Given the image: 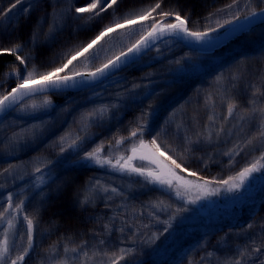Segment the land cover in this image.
<instances>
[{
    "label": "snow or ice",
    "instance_id": "snow-or-ice-1",
    "mask_svg": "<svg viewBox=\"0 0 264 264\" xmlns=\"http://www.w3.org/2000/svg\"><path fill=\"white\" fill-rule=\"evenodd\" d=\"M199 3L202 11L193 0H27V6L25 0H0V58L14 57L0 81V124L12 130L0 141V264H143L140 255L152 256L153 264H180L156 257L171 251L192 206L221 193L243 204L245 193L264 188V70L249 79V64L264 63V28L259 58L242 56L218 72L202 105L197 89L191 115L184 105L169 111L161 102L169 87L200 71L201 59L264 26V0H230L211 9L207 0ZM34 12L24 38L21 18ZM97 24L87 40L58 44L66 31H93ZM174 46L188 51L169 58ZM154 64L162 71L143 72ZM135 72L142 75L129 80ZM162 75L171 79L158 82ZM241 84L244 103L234 94ZM56 96L65 98L63 104L54 103ZM137 110L124 124V114ZM25 118L36 122L18 123ZM39 144L54 154H42ZM26 148L37 154L17 159ZM241 157L246 163L226 177L203 174L225 158L234 168ZM89 168L105 170L108 182L82 181ZM113 175L122 183L113 186ZM143 189L161 196L137 204ZM100 203L104 210L97 212ZM57 206L64 207L44 222ZM90 210L87 219L95 227L80 231L78 242L69 230L38 251L45 236L64 226L57 215L75 220L72 212ZM255 215L217 241L223 255L205 250L198 264H264V218L257 222Z\"/></svg>",
    "mask_w": 264,
    "mask_h": 264
},
{
    "label": "trees",
    "instance_id": "trees-1",
    "mask_svg": "<svg viewBox=\"0 0 264 264\" xmlns=\"http://www.w3.org/2000/svg\"><path fill=\"white\" fill-rule=\"evenodd\" d=\"M228 2H230V0H207V7L210 9L213 7H221ZM3 3L5 4V1H3ZM193 3L196 4V11H202L199 0H193ZM24 6H27V2L24 4ZM37 15L38 13L34 12L32 13L31 18L28 20H24L23 17L21 18L18 32L22 37L27 38L31 25L34 23ZM104 22H107V18ZM101 26L102 25L98 24L92 25L91 27L93 31L85 30L79 32L78 34H70L68 31H66L58 38V44L64 41L79 42L87 40L94 34V31L98 30ZM262 28H264V26L256 28L250 36L241 37L239 40H235L228 44V46H225V48L219 50L215 54L214 58L205 57L201 59L199 61L200 71L194 72L193 74L187 76L182 82L173 84L171 87H169L167 94L161 97V102L165 105H170L168 108L169 111H171L172 108H179L181 105H184L189 115H191L192 108L198 103L196 94L197 89L201 90L199 95V103L202 105L204 101V91L211 90L213 88V79L218 72L227 69L229 64H232L236 59H239L242 56L259 58L262 47V41L260 39V31ZM57 49L58 45L51 49H46L45 54L51 56ZM187 51V48L174 46L173 53L168 55L169 58H173V56L183 55V53ZM12 62H14V57L0 58V81L3 80V73L8 70L7 65ZM162 64H167V61H162ZM222 65L223 68L221 67ZM153 70L162 71L161 64H154L151 68L143 69V72ZM262 70H264V63H261L259 59L252 61L249 64V79H254L260 74ZM133 75L139 76L142 75V72H135L132 75H129L128 79L131 80ZM156 79L158 82H163L166 79H171V77L162 75L156 77ZM9 84L14 86V81H10ZM157 91H160V89L157 88ZM242 91L243 84L240 85V88L234 94L238 96V99L241 101V103H244L246 101V95L242 94ZM71 95L76 96L77 99H81V97L76 93H71ZM64 99L65 98L63 96L53 97L54 103L57 105L63 104ZM145 103L147 102L145 101ZM224 110H226V106ZM57 111H59V109H57ZM137 114L138 112H127L124 114L123 123L126 124L128 120H131L133 116ZM164 115H166V113H161V119ZM200 118L202 121L206 120V115L204 114L203 109H201ZM45 119H48V117H45ZM72 119V116H67L69 124L72 123ZM25 121L28 123L36 122L28 118H25ZM2 126L3 125L0 124V129ZM67 127L68 125H64L65 129ZM73 127H75V125H73ZM15 130L19 131V129ZM11 131L9 132V135L11 134ZM60 131H63V129H60ZM3 139L4 138H0V141ZM35 148L44 155L54 154L52 153L51 149L45 148L44 144L36 145ZM2 150L3 144L0 143V151ZM36 154V151H33L32 148H26L18 153L17 159L27 160L29 157ZM248 159H250V157ZM8 162L16 161L9 158ZM4 163V159L0 157V167L4 166ZM245 163V158H237L235 167L229 169L227 167V160L225 158L223 165L212 164L208 169L204 170L203 174L208 177L220 175L226 177L228 174H230V172L238 171L239 168ZM200 167H202V165H200ZM101 172H104V174L101 175ZM83 173L84 171L81 172L82 181L87 180L90 177H97L101 179L102 182H105L107 179L106 177L108 176L106 171L99 170L97 168H95L93 172L89 173L92 176H87L86 172L84 174ZM2 181L3 177H0V182ZM230 195L231 194L221 193L219 196L211 197L209 200L202 201L200 204L192 206L194 211L189 212L191 213L190 215L185 213L189 215L187 217L189 221L178 228L175 241L171 245V251L166 257H156V259H164L169 262L180 261V264H188L190 254L193 264H198L200 257L204 255L205 250H218L220 254L223 255L224 249H216L215 246L217 245V241L224 235V233L228 232L229 228L238 230L239 228L243 227L246 221H249L250 218H253V212L256 213L254 219L257 222L264 218V188H261L260 185H256L249 193H245L247 199L243 204L234 205L229 199ZM0 199H2V197H0ZM65 204H67V201H65ZM62 207L64 206L50 208L46 214H44L43 221H48L49 216L52 217L50 214L53 215L54 213H59ZM71 216H74V212L71 213ZM56 219H58V221L64 226L52 232L50 236H45L41 243V247L43 244L49 245L57 241L60 237H57L56 234L58 235V233H60L61 229L64 227L74 230V238L79 241L81 238L80 235L76 236L77 230L80 229V223L78 219L74 221L67 213L64 215H57ZM43 226L44 223L42 222V227ZM205 241H207L206 249L203 247ZM37 242L40 243L39 236H37ZM229 243H231V241H229ZM39 250L40 249H38V251ZM213 259L214 258H209L210 261ZM143 264H153V257L150 255L145 256Z\"/></svg>",
    "mask_w": 264,
    "mask_h": 264
},
{
    "label": "rangeland",
    "instance_id": "rangeland-1",
    "mask_svg": "<svg viewBox=\"0 0 264 264\" xmlns=\"http://www.w3.org/2000/svg\"><path fill=\"white\" fill-rule=\"evenodd\" d=\"M3 1H5V4L8 3V0H3ZM26 2H27V0H25V3H26ZM18 7H19V6H18ZM260 27H262V26H260ZM218 51H219V50H218ZM218 51H217V52H218ZM136 112H138V110H137ZM132 113H133V112H132ZM18 123H23V124H25V126H26L27 124H30V123H28V122H26V121H23V122H22V121H18ZM2 125H3V124H2ZM17 129H18V128H17ZM10 131H11V129H5V127H4V125H3V126L1 127V129H0V138H5L7 135H9V132H10ZM94 169H95V168H89L88 170L84 171V173L86 172V175H87V176H92V175H90L89 173L93 172ZM97 169H99V168H97ZM99 170H103V169H99ZM103 171H105V170H103ZM99 172H100V171H99ZM84 173H83V174H84ZM101 173H102L101 175L104 174V172H101ZM113 177H114V178H113ZM106 178H107V179H106L105 182H108L109 177L107 176ZM111 179L114 181L113 186H116V185H119V184L122 183L121 179H120L118 176H112ZM115 179H118V180H115ZM160 196H161V193L158 192V191H149L148 189H143V190H141V193L138 194V200L136 201V203L139 204L140 201H145V202H146V201H148L150 198L155 199L156 197H160ZM163 198H164V199H167V197H163ZM116 202L119 203L118 200H117ZM29 210H30V206H29ZM102 210H104V205H103L102 203H100V204L97 205V208L95 209V211H97V212H101ZM91 211H92V210H90L89 213L74 212V216L77 217V219H78V221H79V223H80V229L77 230V234H76V236L79 235V232H80V231H83V232H85V233H88L89 229H92V228L95 227V225H93V224H92L91 222H89L88 219H87L88 215L91 214ZM45 214H46V213H45ZM188 214L190 215L191 213H188ZM50 215L53 216L52 214H50ZM189 215L184 214V216L186 217V219L183 221L182 224H178L177 230H178V228H179L180 226H183L185 223H187V222L189 221V219H187V217H188ZM46 216H47V215H46ZM49 218H50V216H49ZM162 218H166V217H162ZM74 221H76V219H75ZM145 222H147V221H145ZM66 226H67V224H66ZM69 230H72V229H68V227H64V228L61 229V231H60V233H58V235L56 234V236H57V237H61V235H67V234H69ZM116 235H118V234H114L113 239L116 238ZM84 238H85V239H90V238H91V237H90V234L87 235V236H85ZM76 240H77V239H76ZM77 242H78V241H77ZM47 247H48L47 244H43V246L40 248V250H42V249H46ZM40 250H39V251H40ZM61 251H62V245H61ZM42 254H43V253H42ZM145 256H147V255H140V256L137 257V259L143 261L144 258H145Z\"/></svg>",
    "mask_w": 264,
    "mask_h": 264
},
{
    "label": "water",
    "instance_id": "water-1",
    "mask_svg": "<svg viewBox=\"0 0 264 264\" xmlns=\"http://www.w3.org/2000/svg\"><path fill=\"white\" fill-rule=\"evenodd\" d=\"M257 27H260V25H258ZM257 27H256V28H257ZM223 48H224V47H223ZM221 49H222V48H221ZM219 50H220V49H219Z\"/></svg>",
    "mask_w": 264,
    "mask_h": 264
},
{
    "label": "bare ground",
    "instance_id": "bare-ground-1",
    "mask_svg": "<svg viewBox=\"0 0 264 264\" xmlns=\"http://www.w3.org/2000/svg\"><path fill=\"white\" fill-rule=\"evenodd\" d=\"M228 46V45H227ZM225 48V47H224ZM221 50V49H220Z\"/></svg>",
    "mask_w": 264,
    "mask_h": 264
}]
</instances>
